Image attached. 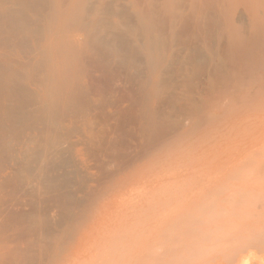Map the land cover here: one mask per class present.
<instances>
[{
  "label": "bare ground",
  "instance_id": "obj_1",
  "mask_svg": "<svg viewBox=\"0 0 264 264\" xmlns=\"http://www.w3.org/2000/svg\"><path fill=\"white\" fill-rule=\"evenodd\" d=\"M261 93L264 0H0V264L61 263L72 229ZM255 173L260 212L222 214L224 233L203 245L264 252V236L245 229L254 220L264 233L263 161Z\"/></svg>",
  "mask_w": 264,
  "mask_h": 264
},
{
  "label": "rangeland",
  "instance_id": "obj_2",
  "mask_svg": "<svg viewBox=\"0 0 264 264\" xmlns=\"http://www.w3.org/2000/svg\"><path fill=\"white\" fill-rule=\"evenodd\" d=\"M262 147L264 93L256 95L254 101L246 102L235 111L228 109L219 114L215 123L190 135L174 157L162 165L160 173L153 175L143 187L129 190L125 185L123 189L118 190L122 193L119 198L123 196L120 206H115L114 209L111 207L106 211L101 208L99 213H105L96 223L71 230L78 237L65 245L62 255L65 260L59 264H241L239 255L242 256L244 252L243 256L249 258L246 264L251 261L256 264L264 256V252L254 245L248 249L228 251L225 246L203 244H210L209 241L224 233L226 228L220 221L217 223L222 214L224 216L226 213L224 217L229 218L231 222L239 223L243 220L241 216L244 213L256 215L260 212L261 201L258 200L260 203H257L256 208L257 196L252 189H256L260 183V176H256L255 172L259 170L262 161L264 163V149L262 152L259 149ZM83 170L86 177L96 176L94 169L83 167ZM232 176L236 178L231 180ZM215 189H219V194ZM100 190L101 193L104 191ZM215 192L217 195L213 196ZM239 194L241 195L238 196ZM103 198L104 196H101L98 200L102 206ZM196 204L199 210H203L204 205L206 212L196 210L194 213ZM219 209L221 213L218 212ZM185 211L189 213L188 216ZM182 214L189 218L184 220L186 217L183 218ZM191 216L194 220L197 218L196 222H199V219L201 221L196 224L192 223V220L189 222ZM178 217L193 226L188 228L186 223H181L182 219L178 220L181 224L177 225ZM252 222L248 228L244 225L245 229L255 236H264L260 231V224L254 220ZM172 225L177 227H174L175 231ZM185 226L194 233L190 235L189 230L185 232ZM199 226L204 228L202 236L195 231ZM179 228H182V232ZM207 229L211 231L206 232ZM172 230L174 233L189 234L173 235ZM187 237L189 241H180L187 240ZM171 239H177L179 242ZM176 244L180 246V251ZM182 246L185 247L181 249ZM161 247L165 252L162 255ZM174 248L176 252H173ZM209 251L211 254H207Z\"/></svg>",
  "mask_w": 264,
  "mask_h": 264
}]
</instances>
